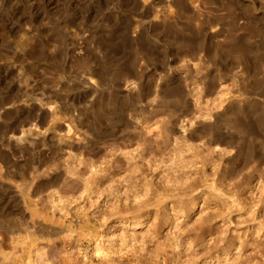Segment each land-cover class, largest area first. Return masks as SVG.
<instances>
[{
    "label": "rangeland",
    "instance_id": "374dc122",
    "mask_svg": "<svg viewBox=\"0 0 264 264\" xmlns=\"http://www.w3.org/2000/svg\"><path fill=\"white\" fill-rule=\"evenodd\" d=\"M0 264H264V0H0Z\"/></svg>",
    "mask_w": 264,
    "mask_h": 264
},
{
    "label": "bare ground",
    "instance_id": "6f19581e",
    "mask_svg": "<svg viewBox=\"0 0 264 264\" xmlns=\"http://www.w3.org/2000/svg\"><path fill=\"white\" fill-rule=\"evenodd\" d=\"M42 1H43V0H42ZM31 2H32V0H31ZM35 3H36V2H35ZM45 4H48V1H45V2H44V5H45ZM29 5H30V4H29ZM39 8L41 9V7H39ZM26 9H28V7H27ZM8 10H9V9H8ZM16 13H17V12H16ZM35 13H36V14H34V18L37 19V17H38L39 15H37V12H35ZM47 13H48V12H47ZM48 14H49V13H48ZM11 15H12V14H11ZM18 16H19V15H18ZM44 16H45V15H44ZM230 16H231V14H230ZM15 17H16V16H15ZM21 17H22V16H21ZM21 17H20V18H21ZM45 17H46V16H45ZM31 18H32V17H31ZM21 19H22V18H21ZM230 20H231V19H230ZM233 20H234V18H233ZM6 21H7V20H6ZM25 21H26V20H25ZM234 21H235V20H234ZM45 22H47V21H45ZM235 22H236V21H235ZM6 23H8V22H6ZM19 23H20V22H19ZM233 24H236V23L233 22ZM244 24H245V23H244ZM249 24H250V23H249ZM250 25H251V24H250ZM250 25H249V26H250ZM7 26H8V25H7ZM9 26H10V24H9ZM42 26H43V25H42ZM232 26H233V25H232ZM247 26H248V25H247ZM247 26H246V24H245L244 28H245V27L247 28ZM251 26H252V25H251ZM29 27H30V28H33V25L30 24ZM237 27H238V26H237ZM229 28H230V27H229ZM235 28H236V27H235ZM239 29H241V28H239ZM247 29H249V28H247ZM32 30H33V29H32ZM229 30H230V29H229ZM233 30H234V29H233ZM237 30H238V29H237ZM249 30H250V29H249ZM251 30H252V28H251ZM21 31H22V30H21ZM34 31H35V30H34ZM17 32H18V30H17ZM228 32H229V31H228ZM233 32H236V31H233ZM13 34H14V33H13ZM24 34H25V33H24ZM258 34H259V33H258ZM26 35H27V34H26ZM228 35H230V34H228ZM228 35H227V36H228ZM29 36H31V35H29ZM258 36H259V35H258ZM230 37H231V36H230ZM230 37L228 38V40H230V43H231V41L233 42L234 39L236 40V38H234L233 40H231ZM233 37H234V36H233ZM235 37H236V36H235ZM239 38L241 39V36H239ZM237 40H238V39H237ZM235 42H238V41H235ZM240 44L243 45L242 43H240ZM240 44H239V43H236L237 46L240 45ZM228 45H229V44H228ZM241 45L238 46V47H241ZM229 46H231V45H229ZM233 46H235L234 43H233ZM237 46H235V47H237ZM238 47H237V48H238ZM231 48H232V47H231ZM231 48H230V49H231ZM241 48H242V47H241ZM230 49H228V50H230ZM233 49H235V48H233ZM239 49H240V48H238L237 50H239ZM228 50H227V51H228ZM231 50H232V49H231ZM235 50H236V49H235ZM237 50H236V51H237ZM245 50H246V49H245ZM231 52H232V51H230V53H231ZM233 52H234V50H233ZM233 52H232L231 54H233ZM241 53H242V52H241ZM242 54H243V53H242ZM233 55H234V54H233ZM233 55H231V56H233ZM237 55H238V54H237ZM240 55H241V54H240ZM244 55H245V54H244ZM229 56H230V55H229ZM236 58H237V57H236ZM246 58H247V57H245L244 59H246ZM248 60H249V59H248ZM246 61H247V59H246ZM41 125H42V124H41ZM58 126H59V125H58ZM40 128H41V126H40ZM60 128H61V127H60ZM47 129H48V128H47ZM49 130H50V129H49ZM47 131H48V130H47ZM149 140H150V141H149ZM124 141H125V140H124ZM126 141H127V140H126ZM151 141H153V140H151L150 138H149V139L146 138V139L144 140V142H145V143L147 142V144L150 145V146H151V144H150ZM68 145H69V144H68ZM68 145H66V147H67ZM75 146H76V145H71V146H70L71 148H70V147H68V148H69V149H74Z\"/></svg>",
    "mask_w": 264,
    "mask_h": 264
},
{
    "label": "crops",
    "instance_id": "0c3cea01",
    "mask_svg": "<svg viewBox=\"0 0 264 264\" xmlns=\"http://www.w3.org/2000/svg\"><path fill=\"white\" fill-rule=\"evenodd\" d=\"M222 10L220 11V9L218 8V9H216L215 8V10L214 11H217V10H219V12H225L228 16L226 17V19L225 18H223L224 19V21H225V24H227L228 23V27H230V23H231V16H230V14L232 15L233 14V10H232V7H231V5H230V2L228 1L227 2V4H226V6L224 5L222 8H221ZM209 11H210V9H209ZM255 11H256V9H255ZM221 21H222V19H221Z\"/></svg>",
    "mask_w": 264,
    "mask_h": 264
}]
</instances>
